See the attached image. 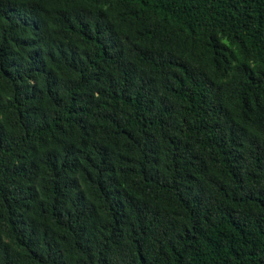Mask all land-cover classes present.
<instances>
[{
  "label": "trees",
  "instance_id": "trees-1",
  "mask_svg": "<svg viewBox=\"0 0 264 264\" xmlns=\"http://www.w3.org/2000/svg\"><path fill=\"white\" fill-rule=\"evenodd\" d=\"M0 264H264V0H0Z\"/></svg>",
  "mask_w": 264,
  "mask_h": 264
}]
</instances>
